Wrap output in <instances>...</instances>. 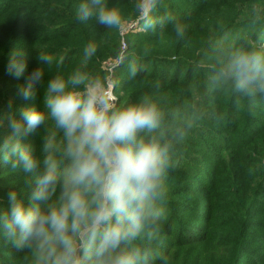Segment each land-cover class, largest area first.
<instances>
[{
  "label": "rangeland",
  "instance_id": "1",
  "mask_svg": "<svg viewBox=\"0 0 264 264\" xmlns=\"http://www.w3.org/2000/svg\"><path fill=\"white\" fill-rule=\"evenodd\" d=\"M63 1L68 0H0V11L20 6L16 12L19 36L10 42L12 51L4 57L5 62L1 34L8 23L0 20V89L4 83L15 89L12 102L18 101V105L14 106L41 109L42 85H37L29 100L17 94L29 74L44 66L35 53L38 51L56 60L63 56L60 71L65 76L82 67L90 78L99 79L113 101V110L145 102L155 104L161 115L159 126L138 133L146 141L169 146L160 177L162 194L152 203L161 208L164 202L182 200L191 210L204 208L203 223L212 231L239 220L238 228L248 225L243 235L251 241L254 264H264V91L259 81L242 91L235 76L220 75L238 53L264 55V0H108L109 6L120 9L123 19L118 28L103 33L97 32L100 24L94 19H77L82 0H69L75 7L68 10L50 6V2L60 5ZM145 18L155 26L148 29ZM176 25L182 27V34H177ZM89 42L97 45V53L83 66L84 48ZM17 50L26 54V69L19 79L7 72L9 56ZM145 58L189 69L192 79L186 76L165 84L145 76ZM133 68L135 76L131 74ZM56 71L55 64L45 66L44 83ZM197 78L200 81H195ZM258 95L262 101L253 106L258 109L260 122L245 125L241 121L234 133V100L247 102ZM21 107L4 111L0 94V141L10 131L8 120L18 118ZM41 135L43 130L38 129L24 141L34 154H40ZM69 163L64 160L61 171ZM5 165L0 160V166ZM9 172L30 196L31 174L11 165ZM59 192L58 186L57 196ZM244 192L247 199L242 198ZM25 247L26 242L17 247L16 241H10L6 252H22Z\"/></svg>",
  "mask_w": 264,
  "mask_h": 264
},
{
  "label": "clouds",
  "instance_id": "2",
  "mask_svg": "<svg viewBox=\"0 0 264 264\" xmlns=\"http://www.w3.org/2000/svg\"><path fill=\"white\" fill-rule=\"evenodd\" d=\"M76 17L109 28H118L123 19L108 0H82ZM145 26L154 27V21L145 18ZM175 28L182 34L180 25ZM96 53L97 45L89 42L82 65ZM25 55L22 50L10 54L9 75L19 79L24 74ZM38 60L44 66L29 74L17 94L29 100L42 85L43 107H21L0 141V160L30 173L32 188L28 204L18 192H8L9 207L0 213L5 235L15 237L17 247L34 243L35 264H138V249H117L137 237L152 214L153 199L162 194L160 177L169 146L138 135L157 128L161 115L148 102L113 110L101 81L82 67L65 76L60 71L63 56L56 60L39 53ZM53 64L56 74L44 83L45 66ZM131 74L135 76V68ZM220 75L235 76L242 91L259 81L264 91V55L238 53ZM38 129L43 130L39 155L24 142ZM64 160L70 163L61 171Z\"/></svg>",
  "mask_w": 264,
  "mask_h": 264
},
{
  "label": "trees",
  "instance_id": "3",
  "mask_svg": "<svg viewBox=\"0 0 264 264\" xmlns=\"http://www.w3.org/2000/svg\"><path fill=\"white\" fill-rule=\"evenodd\" d=\"M50 6L52 8L60 6L62 9L68 10L73 9L75 4L68 0L63 1L60 5L50 2ZM5 8L0 11V20H5L8 23L4 34H1V40L4 42L3 62L6 61L4 57H7L12 51V48L9 47L10 42L19 36L16 12L20 6L16 4L4 10ZM14 9L16 10L14 11ZM50 14L52 15V13ZM94 25L98 24L94 22ZM97 28L100 29L97 32L103 33L109 27L100 24ZM147 34L154 35V32L148 31ZM259 40L260 37L257 41ZM35 53L39 54L38 51ZM145 62L148 66L145 76L158 79L165 84L175 83L178 78L184 79L186 76L188 79H192L193 76L189 69L186 70L183 67L180 70L177 64L175 67L174 63L170 66L166 60L153 61L145 58ZM195 81L200 80L197 78ZM199 85L203 86L204 84L199 82ZM0 94L3 99L4 111L21 107L14 106L18 101L12 102L11 108L8 107L9 101H12L15 94V89L9 87V84H2ZM259 99L262 98L258 95L255 100L247 102L244 99L234 100L232 109L234 133L237 132L241 121L245 125L260 122L258 109L253 106V103L262 101ZM9 167V163L3 167L0 166V213L9 207L7 194L10 191L18 192L25 204L29 203V200H26L29 198L27 196L29 194L18 187L13 178L14 175L9 172ZM247 197L248 193L244 192L242 198L247 199ZM181 201L164 202L161 208L153 203L152 214L140 233L131 242H122L117 252L138 249L141 255L138 264H254L249 248L251 241L248 236L243 235L246 232L245 227L248 225L238 228L239 220L235 219L229 225H223L217 231H212L203 223L204 211H206L204 208L191 210ZM182 215H189L190 218H183ZM10 241H16V238L7 237L2 223H0V264H35L34 243L29 246L26 242V247L22 252L11 250L7 253L6 246Z\"/></svg>",
  "mask_w": 264,
  "mask_h": 264
}]
</instances>
